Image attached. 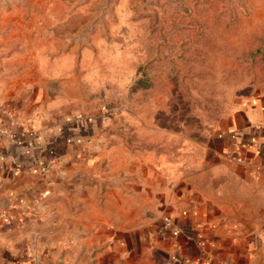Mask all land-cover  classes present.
I'll return each mask as SVG.
<instances>
[{"label": "rangeland", "instance_id": "1", "mask_svg": "<svg viewBox=\"0 0 264 264\" xmlns=\"http://www.w3.org/2000/svg\"><path fill=\"white\" fill-rule=\"evenodd\" d=\"M0 80L52 172L41 263L98 264L103 244L124 261L161 233V201L212 180L219 155L246 179L247 137L230 128L264 101V0H0ZM254 160L250 255L264 264Z\"/></svg>", "mask_w": 264, "mask_h": 264}, {"label": "crops", "instance_id": "2", "mask_svg": "<svg viewBox=\"0 0 264 264\" xmlns=\"http://www.w3.org/2000/svg\"><path fill=\"white\" fill-rule=\"evenodd\" d=\"M3 83L0 80V264H42L41 254L47 250L42 222L47 214V196L54 192L52 172H41L46 166L43 132L37 131L36 120L26 121L8 105L10 95ZM244 112L245 124L234 120L230 129L247 137L246 144L240 145L238 164L246 179L240 180L237 167L225 164L226 157L219 155L212 180L203 184L186 180L181 196L175 194L160 203L165 205L163 217H172L174 225L182 229L178 239H161V233H151L143 253L134 246L124 261L117 246L103 244L99 246L98 264H253L250 234L259 235L260 230L252 232L248 224L247 207L257 199L251 193L254 182L246 171L255 170L244 165L254 158L264 166V143H259L264 140V101L250 105ZM56 135L49 134L52 139ZM250 140L256 143L249 144ZM198 243L205 244L204 250ZM112 254L113 262L108 261Z\"/></svg>", "mask_w": 264, "mask_h": 264}, {"label": "built area", "instance_id": "3", "mask_svg": "<svg viewBox=\"0 0 264 264\" xmlns=\"http://www.w3.org/2000/svg\"><path fill=\"white\" fill-rule=\"evenodd\" d=\"M182 233H183L182 229L174 225V220L172 217L165 216L163 218V225H162V230H161V236L163 239H168L169 237V238L176 240L181 236ZM198 246L201 250H204L205 244L198 243Z\"/></svg>", "mask_w": 264, "mask_h": 264}, {"label": "trees", "instance_id": "4", "mask_svg": "<svg viewBox=\"0 0 264 264\" xmlns=\"http://www.w3.org/2000/svg\"><path fill=\"white\" fill-rule=\"evenodd\" d=\"M85 125H86V123H83L82 126H85ZM56 145H57V144L52 145V146L49 147L50 151L53 152L54 155H55V153H56ZM54 155H53V156H54Z\"/></svg>", "mask_w": 264, "mask_h": 264}, {"label": "water", "instance_id": "5", "mask_svg": "<svg viewBox=\"0 0 264 264\" xmlns=\"http://www.w3.org/2000/svg\"><path fill=\"white\" fill-rule=\"evenodd\" d=\"M49 264H54V263L49 262ZM56 264H63V260L58 261Z\"/></svg>", "mask_w": 264, "mask_h": 264}]
</instances>
